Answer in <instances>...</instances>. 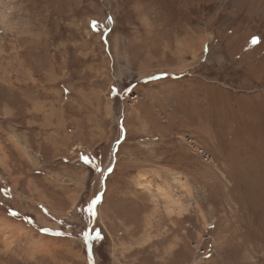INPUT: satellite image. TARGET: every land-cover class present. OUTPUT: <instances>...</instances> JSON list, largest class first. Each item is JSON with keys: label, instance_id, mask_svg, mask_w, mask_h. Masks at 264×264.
I'll use <instances>...</instances> for the list:
<instances>
[{"label": "rangeland", "instance_id": "rangeland-1", "mask_svg": "<svg viewBox=\"0 0 264 264\" xmlns=\"http://www.w3.org/2000/svg\"><path fill=\"white\" fill-rule=\"evenodd\" d=\"M0 264H264V0H0Z\"/></svg>", "mask_w": 264, "mask_h": 264}, {"label": "snow or ice", "instance_id": "snow-or-ice-1", "mask_svg": "<svg viewBox=\"0 0 264 264\" xmlns=\"http://www.w3.org/2000/svg\"><path fill=\"white\" fill-rule=\"evenodd\" d=\"M252 42H253V43H257V42H258V38L253 37V38H252ZM85 159H87V158H85ZM97 235H98V234H97Z\"/></svg>", "mask_w": 264, "mask_h": 264}, {"label": "bare ground", "instance_id": "bare-ground-1", "mask_svg": "<svg viewBox=\"0 0 264 264\" xmlns=\"http://www.w3.org/2000/svg\"><path fill=\"white\" fill-rule=\"evenodd\" d=\"M169 255V254H168Z\"/></svg>", "mask_w": 264, "mask_h": 264}]
</instances>
